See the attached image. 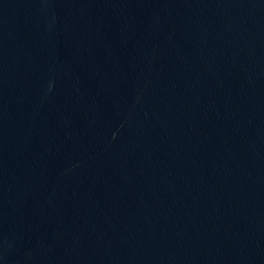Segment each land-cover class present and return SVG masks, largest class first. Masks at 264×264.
Masks as SVG:
<instances>
[{
	"label": "water",
	"instance_id": "water-1",
	"mask_svg": "<svg viewBox=\"0 0 264 264\" xmlns=\"http://www.w3.org/2000/svg\"><path fill=\"white\" fill-rule=\"evenodd\" d=\"M0 264H264V0H0Z\"/></svg>",
	"mask_w": 264,
	"mask_h": 264
}]
</instances>
